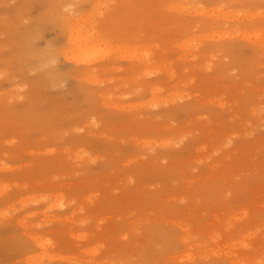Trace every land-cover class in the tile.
<instances>
[{"label": "rangeland", "instance_id": "1", "mask_svg": "<svg viewBox=\"0 0 264 264\" xmlns=\"http://www.w3.org/2000/svg\"><path fill=\"white\" fill-rule=\"evenodd\" d=\"M0 264H264V0H0Z\"/></svg>", "mask_w": 264, "mask_h": 264}, {"label": "clouds", "instance_id": "2", "mask_svg": "<svg viewBox=\"0 0 264 264\" xmlns=\"http://www.w3.org/2000/svg\"><path fill=\"white\" fill-rule=\"evenodd\" d=\"M50 63H51V65H55L57 63V61L55 59H52Z\"/></svg>", "mask_w": 264, "mask_h": 264}, {"label": "bare ground", "instance_id": "3", "mask_svg": "<svg viewBox=\"0 0 264 264\" xmlns=\"http://www.w3.org/2000/svg\"><path fill=\"white\" fill-rule=\"evenodd\" d=\"M84 50V49H83ZM81 51V50H80ZM86 52V51H85ZM81 53H83V52H81ZM87 53V52H86ZM88 54V53H87Z\"/></svg>", "mask_w": 264, "mask_h": 264}]
</instances>
